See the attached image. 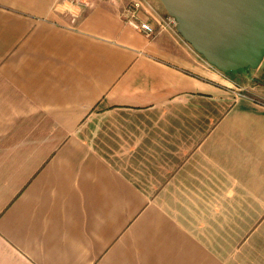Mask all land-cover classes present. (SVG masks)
<instances>
[{
    "label": "crops",
    "instance_id": "1",
    "mask_svg": "<svg viewBox=\"0 0 264 264\" xmlns=\"http://www.w3.org/2000/svg\"><path fill=\"white\" fill-rule=\"evenodd\" d=\"M167 17L0 0V264H264V58L221 72Z\"/></svg>",
    "mask_w": 264,
    "mask_h": 264
},
{
    "label": "water",
    "instance_id": "2",
    "mask_svg": "<svg viewBox=\"0 0 264 264\" xmlns=\"http://www.w3.org/2000/svg\"><path fill=\"white\" fill-rule=\"evenodd\" d=\"M176 31L221 72L256 69L264 58V0H158Z\"/></svg>",
    "mask_w": 264,
    "mask_h": 264
},
{
    "label": "built area",
    "instance_id": "3",
    "mask_svg": "<svg viewBox=\"0 0 264 264\" xmlns=\"http://www.w3.org/2000/svg\"><path fill=\"white\" fill-rule=\"evenodd\" d=\"M80 4L85 5V2L82 0L80 2ZM139 8H140V3L134 2L130 7H127L125 9V11L123 12V14H124L123 17L128 24H130L136 28H139L142 32L145 33L146 36H150V35L154 34L155 28L148 20L141 19L138 16ZM169 25L176 27L175 19L170 17V16H168L160 24L161 28H164V27L169 26Z\"/></svg>",
    "mask_w": 264,
    "mask_h": 264
},
{
    "label": "rangeland",
    "instance_id": "4",
    "mask_svg": "<svg viewBox=\"0 0 264 264\" xmlns=\"http://www.w3.org/2000/svg\"><path fill=\"white\" fill-rule=\"evenodd\" d=\"M69 1H71V3H76L77 5H80V2L82 1V0H69ZM84 2H85V5H86V2H87V0H83ZM84 5V6H85ZM244 72V71H243ZM230 75H236V76H234L236 79H237V74H234V73H230ZM233 77V76H232ZM231 77V78H232ZM240 78V77H239ZM232 80H234L236 83H238V81L240 82L241 80L240 79H237V80H235V79H232ZM239 84V83H238ZM238 84H234V86L236 87V88H233V90L235 91V93H236V95H234L235 97H240V96H242L243 94H248L249 92L245 89V88H243V89H241L240 87H239V85Z\"/></svg>",
    "mask_w": 264,
    "mask_h": 264
}]
</instances>
